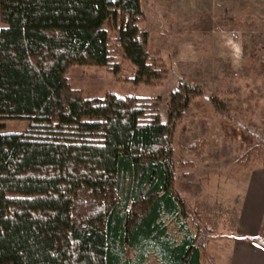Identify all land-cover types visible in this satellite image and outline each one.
<instances>
[{"label":"trees","instance_id":"trees-1","mask_svg":"<svg viewBox=\"0 0 264 264\" xmlns=\"http://www.w3.org/2000/svg\"><path fill=\"white\" fill-rule=\"evenodd\" d=\"M111 17L121 23L116 38L105 28ZM147 18L143 0H0V264H146L151 255L203 264L173 160L174 135L201 90L182 82L163 121L137 95L90 97L69 77L72 66H102L121 80L129 59L135 83L160 79ZM221 23L259 32L248 61L264 85V23ZM7 116L31 129L2 132ZM228 118L223 131L244 148L236 165L262 161V138Z\"/></svg>","mask_w":264,"mask_h":264},{"label":"rangeland","instance_id":"rangeland-1","mask_svg":"<svg viewBox=\"0 0 264 264\" xmlns=\"http://www.w3.org/2000/svg\"><path fill=\"white\" fill-rule=\"evenodd\" d=\"M143 6L160 79L135 83L136 68L129 59L121 80L102 66L75 65L69 77L90 97L103 98L108 90L137 95L163 121L168 120L171 93L182 82L201 90L173 138L175 186L189 208L190 228L199 233L203 264H248L239 254L243 245H253L243 235L264 239V157L249 168L237 166L244 148L240 136L223 131L222 121L232 117L264 141V85L248 61L260 37L257 30L221 21L252 17L264 23V0H143ZM120 26L111 17L105 28L116 38ZM216 98L218 109L212 105ZM30 123L7 116L2 132H27ZM146 264L160 263L151 255Z\"/></svg>","mask_w":264,"mask_h":264},{"label":"crops","instance_id":"crops-1","mask_svg":"<svg viewBox=\"0 0 264 264\" xmlns=\"http://www.w3.org/2000/svg\"><path fill=\"white\" fill-rule=\"evenodd\" d=\"M249 243L252 244L253 247L243 245L244 251H242V253L240 252L239 255L242 254L246 256L245 260L248 261V264H264V246L261 244H257V243H252V242H249ZM254 255H257L259 258H257Z\"/></svg>","mask_w":264,"mask_h":264}]
</instances>
